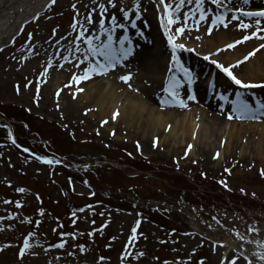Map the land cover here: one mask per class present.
<instances>
[{"label":"rangeland","instance_id":"1","mask_svg":"<svg viewBox=\"0 0 264 264\" xmlns=\"http://www.w3.org/2000/svg\"><path fill=\"white\" fill-rule=\"evenodd\" d=\"M260 1L245 4L244 0H218L213 4L203 0L201 7H209L211 16L226 19L239 15L236 8L248 11L252 5L264 7V0ZM164 2L169 5V14L164 12L167 22L175 14H188L178 24L182 31L172 39L184 45L180 67L174 72L179 82L189 81L182 70L187 69L196 94L197 85L205 86L218 78L213 73L206 81L207 71L213 67L240 91H231L228 100L233 97L232 101H236L240 93L239 98L248 100L253 108L257 101L264 103V92L258 90L264 86L245 88L224 71L222 54L235 50L245 54L250 39H243L246 35L242 32L229 39L233 26L220 29L218 23L210 31L204 24L194 28L195 0H184L182 6L179 0ZM155 4L154 0H112L111 4L108 0H53L8 45L18 25L14 23L16 15L31 16L35 0H22V7L14 10L0 0V25L5 20L6 28L12 26L6 34L0 28V44H6L0 50V264H220L226 245L232 242L237 249L228 252L224 264H253L241 253L248 249L237 232L264 234V164L255 159L248 162L227 158L229 127L239 123L240 118L233 104L221 120L226 128L221 149L208 151L204 144L200 148L197 141L180 147L177 153L157 147L159 142L151 138L147 146L139 136L108 132V119L93 117L91 107L81 106L79 96L87 89L82 85L87 84L93 72L90 67L96 66L90 54L106 64L92 47L99 51L106 44V34H112L115 41L127 37L122 43L115 42L113 50L124 54L127 48L130 55L142 49L145 41H136L133 35L143 29L144 37V30L155 23ZM132 13L149 23L139 26L133 22L137 17ZM112 15H118L123 26L114 28L116 18L104 23L97 34L99 27L92 23ZM246 17L256 21L260 16L246 15L241 21L255 25L251 30L261 29L257 33L262 35L264 45V25ZM201 27L209 35L220 32L234 47L225 46L211 53L197 46L201 41L196 42V47L176 41L187 39ZM237 36L240 43H235ZM167 43L168 47L174 45ZM114 64L118 71L115 75L98 66L95 71H101L104 82L114 79L122 85L129 84L119 78L124 76L120 72L123 68ZM202 69L205 75L197 78L194 71L198 74ZM163 74L166 82L172 72ZM156 91L170 98L169 90L163 92L160 87ZM253 91L259 92L255 95ZM184 106L180 111L187 110ZM156 107L163 112L175 110ZM263 112L257 109L243 114L240 121L264 119ZM244 130L246 142L254 146L251 140H256V136L252 138L255 132L247 127ZM197 131L199 127L195 129L196 138ZM153 199L169 202L170 212L149 210ZM199 220L214 225L210 227ZM231 225L236 230H231Z\"/></svg>","mask_w":264,"mask_h":264},{"label":"bare ground","instance_id":"2","mask_svg":"<svg viewBox=\"0 0 264 264\" xmlns=\"http://www.w3.org/2000/svg\"><path fill=\"white\" fill-rule=\"evenodd\" d=\"M46 1L47 0H35V5L33 7L36 8L39 6L41 8ZM154 2L156 3V13L154 16L155 23L151 22L150 29L148 31L144 30V37L141 36L143 29H140L137 34L133 35L136 41L141 40L143 42L144 40L145 42L143 43L145 46L143 45V48L141 47L142 49H135L137 53L134 51V53L130 55L115 51L118 59L114 62L117 63V65L120 64L123 68V71L120 72L123 73L124 76L128 75L127 82L129 84L122 85L117 81L114 82V79L110 82H104L103 78H101L104 76L100 73L101 71H93L88 77L87 84L82 85L87 86V89L79 96L81 99V106H83L84 109L86 107H91L92 112L90 115L93 117H97L100 120H103L104 118L108 119L109 122L106 126V130H108V132L113 131L118 136L123 133L129 134L128 137L130 138H132L131 136H139V138H141L147 146L149 145V138H151V141L154 140L159 142L157 147H160L161 149H164L165 147L168 149V152L176 151L177 153V150L180 147H187L189 142L196 143L197 141V145L200 148L204 144L205 148H208V151H213L217 148L221 149L220 142L223 140L224 129H226L222 121L227 113L226 111L229 109L228 106L230 107L233 104V97L230 100H228V98L231 94H233L230 93L231 91L234 90V93H236L239 89H236L237 86H235L234 83L227 80V78L219 72V70H215L213 67H210L209 71H207V75L205 76L206 81L212 77L211 75H213V73L216 74L218 78H215V82H209L205 86L197 85L198 88L196 94L192 91L194 82H179L174 75V72L180 67L181 63L179 56L184 53V50H182V48L181 50H178L177 48L174 50L173 47H168L169 44L167 42H169V37L172 39L176 37V29L179 27L178 24L181 20H183L187 11L181 12L178 15L175 14V16L179 17V19H175L176 17L173 16L172 19H175V23L169 24L165 20L164 12L166 10L164 5L160 3V0H154ZM257 2L260 3L261 1L247 0V4H256ZM21 3L22 0H4V5L11 4L9 7L11 10L22 7ZM252 6L253 8H247L248 11L241 10L238 12L239 15L235 18H224V23L217 21L215 24L218 23L220 29H223L225 25L226 27L233 26L235 30L232 28V32H228L230 33L227 35L229 39H234L233 36L240 32H242L243 35L249 36L248 39L250 40L246 44L248 49L245 54L244 52L241 53L238 50H235L233 52H226L225 54H222L221 57L225 68H229L235 76H238V79L246 84L257 85L258 87L264 86V47H260V45H262V35L257 33L258 31H261V29L251 30V28L255 25L249 26L250 28L238 27L239 24L245 23L241 21V19L246 16L244 15V12H256L260 9H264V7H261L260 5ZM34 8L30 9V11L35 12ZM201 8L205 12V19L200 20V11L196 8V11L194 12L196 15L192 21L194 28L199 24H204L207 30L210 31L215 25L213 20H215L216 17L211 16L212 13L209 7ZM1 13L2 8L0 6V14ZM23 15V13L16 15L14 23L17 22L19 25V23L24 20ZM135 15V13H132V17H137ZM116 18L118 19L114 24V28L120 29L123 26L121 25L123 22H119L118 15H112L111 18L107 17L101 20H103L104 23H107L111 21L114 22ZM247 18L248 17H246V19ZM260 18L263 17L260 16ZM260 18L256 21H254L255 19H250L251 21L247 20L253 22L254 24L264 25V19ZM257 21H259V23H257ZM3 22L4 24L0 25L2 32H4V34H6L7 31L10 33L12 31V26H10V28H6L7 22H5V20ZM99 22L100 19L97 22L92 23V26L99 27L96 31L97 34L102 27ZM133 22L137 23L139 26H143V24L145 26V24L149 23L145 20L141 21L138 17L137 19H134ZM14 30L16 29L14 28ZM196 31H194L187 39L184 37L183 39L179 38L176 41H183L185 44L191 46H195L196 42L201 41L203 43L197 46L206 47L211 53L219 52V49L229 45L227 43L228 38L220 32H217V35L214 33V35H209L207 31L202 29V27L200 30ZM130 32L131 35L134 33L132 30H130ZM252 32H256V36H252ZM110 33L111 32H109V34ZM91 35L92 34H90L89 38L92 39ZM109 36H111L110 41L108 39ZM104 39L106 44H109L110 47H112L115 42L122 43V38L115 41V35L112 34H106ZM236 39V41H241L238 36ZM171 43L175 44L176 42L171 40ZM82 49L85 51V47H82ZM173 53H175L177 58L176 61L172 60ZM249 53H253V55L248 56ZM90 56L93 57L92 59L96 66L100 67V65L103 64L96 61L99 56L91 54ZM245 56H248L247 60L244 59ZM101 58L104 60V57ZM191 61L193 64V59H191ZM104 62L106 61L104 60ZM115 67L116 64H114V66L107 67L105 71H113L114 74L112 75H115L118 72ZM99 70L102 69L99 68ZM167 71L172 72V75H170L167 81L164 82L163 78H165V75L163 73ZM204 71L205 69H202L198 74L194 71V75L197 78H201V76L205 75ZM224 79L226 80V83ZM139 83H141V86L137 85ZM58 84L59 83H57V85ZM160 87L162 91L163 89H167V91L169 90L170 98L165 96V94L156 91ZM258 90L262 93L264 92V89L258 88ZM211 91L213 92L211 98L208 102H205V98ZM259 91H253V93L256 95ZM133 92L134 94L132 95ZM181 100L183 101V106L179 103ZM195 100H197V103ZM156 105L173 107L175 110L163 112L161 109H158ZM184 105H186L187 110L180 111V108L185 107ZM237 116L240 117V114L237 113ZM197 117L200 123L196 119ZM240 120L241 119L239 118V123L237 124H230L227 145L225 147V153L228 155L227 158H235L236 160L242 159L248 162L249 159H255L260 165H263L264 119H249L253 121ZM198 127L199 131H197L198 135L196 138L195 129ZM226 127H228V124H226ZM245 127L251 128L253 132H255L252 138L256 136V140L254 142L251 140L252 144H254L252 147L245 140ZM153 145L154 144H152L151 147H154ZM232 249H237V247L233 244L226 245L225 254L222 257L220 264H224L228 252ZM240 251L242 254L248 256V254L244 251ZM262 262V264H264V260H262Z\"/></svg>","mask_w":264,"mask_h":264},{"label":"snow or ice","instance_id":"3","mask_svg":"<svg viewBox=\"0 0 264 264\" xmlns=\"http://www.w3.org/2000/svg\"><path fill=\"white\" fill-rule=\"evenodd\" d=\"M188 2L190 3L191 0H188ZM196 2V6H197V9L200 11V20H204L205 19V12L204 10L201 8V4L203 3V0H195ZM211 2L213 4H217L218 3V0H211ZM108 3L111 4L112 3V0H108ZM160 3L164 5V8H165V14L168 15V9H169V5L166 4L164 2V0H160ZM184 3V0H179V4L180 6H182ZM244 3L246 4L247 3V0H244ZM236 12H240L241 9L240 8H236L235 9ZM244 15H248V16H261V17H264V9H260L259 11H256V12H244ZM124 16L125 18L127 19L128 18V13L127 11L124 12ZM187 16L188 14L185 13L184 15V18L187 19ZM235 18V17H234ZM175 19H179V17H176ZM175 19H172V18H169L168 20V23L169 24H172V23H175ZM217 21L221 22V23H224V18L223 16H219L217 17L215 20H213V23L215 24ZM101 25H103L104 21L101 20L99 22ZM257 23H259V21H257ZM226 26V25H225ZM238 27H242V28H248L249 25L248 24H245V23H241L238 25ZM182 31L181 28H177L176 29V33L179 34L180 32ZM252 36H256V32H252L251 33ZM81 36H83V33H81ZM249 36L246 35L244 36L243 39H248ZM109 41L111 40V36L108 37ZM127 37H123L122 38V42L124 40H126ZM171 40L172 38L169 37V42L171 43ZM88 43H89V46L91 47L92 46V39L89 38L88 40ZM235 43H240V41H236ZM173 49L175 50L176 48H183L184 45H179V44H174L172 45ZM228 48H231V47H234V44H229L227 45ZM260 47H264V45H260ZM92 51L94 53H97L98 55L104 57V60L106 61V64H102L100 65V68L102 70H106L107 67H110V66H114V61H116L118 59L117 57V54L115 52V50H113L109 44H103L99 51L97 50V48L95 47H92ZM129 51V49L125 48L123 49V53L124 54H127ZM255 51V50H254ZM253 55V53H249L248 56H251ZM248 56H245L244 59L247 60L248 59ZM176 56H175V53H173L172 55V60L173 61H176ZM215 63V61H214ZM240 63V62H238ZM221 68H224L223 65H219ZM96 70V66H92L90 67L89 71H95ZM185 73V76L188 78L189 80V83H191V78H192V74L187 70V69H182ZM224 71L231 77V79L238 85H242L243 87L247 88V87H256L257 85H251V84H246L244 83L243 81H241L240 79H238L231 71L229 68H224ZM84 78H87V76H85ZM120 79L122 80H125L127 81L128 79V75H125V76H122V77H119ZM167 91V89H166ZM174 94V93H173ZM238 99L236 101H233V111L240 114V118H243V114H248V113H251V112H255L257 109H264V103H261L260 101H257L256 102V108H253L252 104H250L248 102V100H244V99H240V93H237L236 94ZM191 98V97H190ZM180 105L183 106V101H179ZM229 118L231 119L232 117L229 116ZM189 147H191V145H189ZM217 155H219V153H217ZM262 172H264V170H262ZM133 231H135V229H133ZM25 248H27L29 245H28V241L25 240ZM24 253V249H21V252L20 254L23 255ZM262 259H264V257H262Z\"/></svg>","mask_w":264,"mask_h":264}]
</instances>
